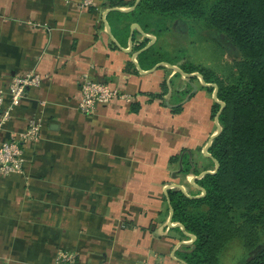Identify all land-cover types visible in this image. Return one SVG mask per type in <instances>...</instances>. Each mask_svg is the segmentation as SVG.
I'll return each instance as SVG.
<instances>
[{
  "label": "crops",
  "instance_id": "crops-1",
  "mask_svg": "<svg viewBox=\"0 0 264 264\" xmlns=\"http://www.w3.org/2000/svg\"><path fill=\"white\" fill-rule=\"evenodd\" d=\"M78 1L0 0V87L41 76L0 139L30 118L42 124L40 138L24 143V172L0 175V264H68L62 251L75 253L71 264H187L167 192L216 169L210 156L212 167L195 171L219 131L213 83L177 62L141 58L158 37L134 15L140 0L84 10ZM86 70L132 101L80 112Z\"/></svg>",
  "mask_w": 264,
  "mask_h": 264
},
{
  "label": "trees",
  "instance_id": "trees-1",
  "mask_svg": "<svg viewBox=\"0 0 264 264\" xmlns=\"http://www.w3.org/2000/svg\"><path fill=\"white\" fill-rule=\"evenodd\" d=\"M134 15L155 35L176 19L203 21L236 48L230 77L191 62L181 65L216 84L224 106L215 102L213 112L220 110L222 130L208 149L217 169L196 180L204 195L170 189L167 200L173 220L196 236L178 252L187 264H222L221 253L234 242L239 254L249 253L235 264H264V0H140ZM160 53L153 45L141 58L152 65L168 60Z\"/></svg>",
  "mask_w": 264,
  "mask_h": 264
},
{
  "label": "built area",
  "instance_id": "built-area-1",
  "mask_svg": "<svg viewBox=\"0 0 264 264\" xmlns=\"http://www.w3.org/2000/svg\"><path fill=\"white\" fill-rule=\"evenodd\" d=\"M66 1L70 3V0ZM98 3L99 0L78 1L79 8L82 10L97 7ZM134 60L137 62L136 57H134ZM40 82V74L36 71H30L25 75L13 78L7 87H0V131L11 119L14 108L23 102L29 88L39 85ZM132 99V96L123 90L122 85H118V83L114 85L106 80L94 79L87 70L82 72L79 82L78 109L83 114L92 116L101 105L115 101L127 103L131 102ZM216 100L221 104V100L218 97H216ZM41 126L40 121L30 118L23 132L11 134L6 140L0 139V175L24 172V143L27 140H38L41 136ZM182 187L184 189V191L182 190L183 192L191 195V193L186 191L187 188L184 185ZM198 189V195H204V188L198 185ZM188 237L192 241V237ZM75 258V253L67 251L60 252L58 256L59 261L67 262L68 264L73 263Z\"/></svg>",
  "mask_w": 264,
  "mask_h": 264
},
{
  "label": "rangeland",
  "instance_id": "rangeland-1",
  "mask_svg": "<svg viewBox=\"0 0 264 264\" xmlns=\"http://www.w3.org/2000/svg\"><path fill=\"white\" fill-rule=\"evenodd\" d=\"M157 37L156 45L160 48V54L164 55L165 58L167 57L168 60L177 62L180 66L183 63L191 62L199 67L213 69L224 77L231 76L233 71L232 61L237 56L236 48L227 40L224 34L207 26L203 21L192 19H176L170 21L168 30L162 31ZM196 72L199 73L198 71ZM213 98L215 102L219 103L215 97ZM219 114L220 110L217 114L213 112V119L218 128L221 125ZM206 147L207 145L204 150ZM204 150L202 152L203 156L198 161L196 160L197 162L195 163V171L198 173L213 165L209 158L210 156ZM182 179L180 183L187 185L188 188L186 191L188 193L196 194L198 192L197 184L195 187L188 186L190 184L189 180L188 182L184 181L185 177ZM190 241L189 237L185 238L186 243H184L181 250H188L193 244ZM239 245L240 243L234 242L230 246L228 245L229 247H226L220 255L222 264H235L240 259L242 261L249 255V253L239 254Z\"/></svg>",
  "mask_w": 264,
  "mask_h": 264
},
{
  "label": "water",
  "instance_id": "water-1",
  "mask_svg": "<svg viewBox=\"0 0 264 264\" xmlns=\"http://www.w3.org/2000/svg\"><path fill=\"white\" fill-rule=\"evenodd\" d=\"M134 25H135V26H138L137 24H134ZM146 35H147V34H146ZM172 67H176V66H173V65H172ZM197 74H199V73H197ZM199 75H200V74H199ZM200 76L202 77V75H200ZM202 79H203V77H202ZM211 85L215 88V91H214V97L216 98V97H217V86H216V84H211ZM221 105H222V107L224 106V103H223L222 101H221ZM221 130H222V126L220 125V126H219V131L216 133V135H217ZM216 135H215V136H216ZM215 136H214V137H215ZM214 137H213V138H214ZM212 141H213V139L207 144V147H206V149L204 150L205 153H206L207 155L211 156V157H212V155H211V153L208 151V149H209L208 147L211 146ZM215 161H216V160H215ZM217 167H218V163L216 162V169H217ZM214 171H215V170H214ZM214 171L203 172L202 174L196 176V177L192 180V182L194 183V182L197 180L196 178L200 179V178H202L206 173H208V172H214ZM178 187H179L181 190L184 191L182 185H178ZM204 191H205V190H204ZM184 193H185V192H184ZM185 194H187V193H185ZM187 195H188V194H187ZM199 196H201V195H199ZM172 215H173V211H172ZM179 225H180L181 228L184 230L182 224L180 223ZM184 232H185V234H186L187 236H191V237H192V241H191V243H193V242L195 241V239H196V236L193 235V234H190V233L186 232L185 230H184ZM184 243H186V242L183 241L182 244H184Z\"/></svg>",
  "mask_w": 264,
  "mask_h": 264
}]
</instances>
